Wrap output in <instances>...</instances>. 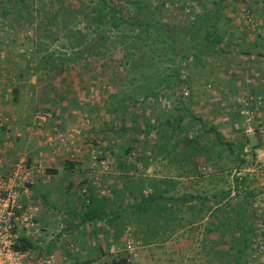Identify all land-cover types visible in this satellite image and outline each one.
<instances>
[{"label": "rangeland", "instance_id": "obj_1", "mask_svg": "<svg viewBox=\"0 0 264 264\" xmlns=\"http://www.w3.org/2000/svg\"><path fill=\"white\" fill-rule=\"evenodd\" d=\"M96 1L0 0V193L10 201L9 233L29 238L31 254L65 263L226 264L229 232L212 227L234 216L242 196L247 259L264 264V0L223 3L229 21L214 48H204L205 28L195 29L218 0H112L150 23L129 39L88 25ZM87 45L92 51L76 56ZM18 97H81L74 107L85 115L55 130L50 144L39 132L51 113L36 107L26 119L27 109L9 110ZM198 146L207 150L196 155ZM160 178L172 181L164 212L175 220H138L134 203ZM221 190L230 200L215 217L205 214ZM89 195L119 218L84 220ZM184 195L207 204L200 211Z\"/></svg>", "mask_w": 264, "mask_h": 264}, {"label": "trees", "instance_id": "obj_2", "mask_svg": "<svg viewBox=\"0 0 264 264\" xmlns=\"http://www.w3.org/2000/svg\"><path fill=\"white\" fill-rule=\"evenodd\" d=\"M226 1L227 0H218L213 11H202V19L199 21V23H196L197 29L195 30L205 28L204 48L219 47L223 42L226 34L225 25L229 21V18L225 17L224 13L220 10V6H222V4ZM202 7H204V5H202ZM87 18L89 22L88 25H91V28L93 30H95L96 28H103V30H108L112 34L121 32L125 34L123 37H127L128 39L133 34L128 33L134 31L136 28L140 27V29L144 32H147L148 28H150V23L145 19H139L138 17H132L130 15H127L126 17L124 13H122L118 5L112 0H97L96 2H94V4L91 5L87 11ZM124 24H128V32L121 31V28L124 26ZM112 34L110 35L112 36ZM110 35L107 33H103L101 40L108 39ZM97 41V37L92 38V44ZM92 49L93 47H91L90 45L81 46L77 49L76 56H85L89 54ZM184 80L186 81V79ZM14 90L16 92L17 88ZM225 144L229 152L233 154L235 152V150L232 149L233 144L230 142L219 143L221 148L224 147ZM206 150L202 146L193 148V151H195L196 155H199L200 151ZM128 152L129 149H126L124 151L125 154ZM170 183H172V181L168 178L154 179V181H152L151 183L152 189L148 193H140V199L136 203H134L135 208L133 209V212L136 213V218L138 220L143 219V214H146L144 219L147 222L153 220L156 223V220H158L159 218L166 220L168 217L169 219L172 218L170 219V222H173L175 220V217H172V213L168 214L164 212L166 211L168 205L167 199H165L164 194L168 190V184ZM229 194V190H221L220 192L213 194V204L215 205L211 207V209H205V214L209 213V215L215 217V211L219 210V205L224 200H230ZM89 199L90 200L88 201V203H85V209L81 213L84 220L95 221L104 219L108 222V224H111L114 219L119 218L117 215L107 217L106 213L104 212V207L100 205L98 201L94 202L92 195H89ZM183 199H185V202L189 200L193 201V203L189 206H193L195 203H198L200 211H202L207 204V202L204 201L202 195H184ZM238 199L241 200V205L233 208V210H235L234 216L230 217V215L227 213L220 218V223L216 225V228L212 227V229L219 231L221 235H226V232H229L227 242L229 243V250L231 252L229 253L230 257L228 261H226V264H249L247 256L249 251V238L251 235V229L250 226L246 224L247 217L242 210L244 198L241 196ZM181 202V204L184 203L183 200H181ZM230 219H235V221L232 226L228 227V222L230 221ZM227 220L229 221L227 222ZM210 223H213V221H210ZM212 229L208 228V232L212 231ZM170 230H172V228H170ZM34 247L35 245H33L31 240L24 235L17 236L14 239V243L12 244L13 249L21 251L30 250ZM86 262L87 261H81L77 264H85ZM112 264H128V262L126 258H118L113 260Z\"/></svg>", "mask_w": 264, "mask_h": 264}, {"label": "crops", "instance_id": "obj_3", "mask_svg": "<svg viewBox=\"0 0 264 264\" xmlns=\"http://www.w3.org/2000/svg\"><path fill=\"white\" fill-rule=\"evenodd\" d=\"M260 40H261V37H260ZM261 41L258 43H254V44L258 45L261 43ZM234 49H235L234 53L238 54L237 51H239V49L236 48V45L234 46ZM243 61H245V60L243 59ZM233 63H234V66H233L234 71H232V72L238 71V70H236L237 68H242L240 66L239 59L235 60ZM246 68H248V65H246ZM69 98L70 97H18V102L15 105L10 106L9 110L10 111L14 110L15 107H17L19 111H25V109H27V111L25 112L26 117H27L26 119H29L31 117V115H32L31 111L32 112L35 111L36 107H38V109L49 111L51 113V117L48 119L49 123H47V126L45 128H41L39 133L46 134L47 139L50 140V144H51L53 142V140L56 139V136H55L56 134H54L55 130L64 129V127L66 126L67 123L74 121V119L78 116V113L83 112V115H85V112L81 111V109H79V107H74L75 106L74 105L75 100L80 101L81 97H75V98L72 97L73 99L68 101ZM25 100H26V102L29 101L27 106H23L24 105L23 103H25ZM29 107H30V110L28 109ZM29 114H31V115H29ZM11 115H13V112ZM82 122H84V121H82ZM87 124H90V123L89 122L87 123V121H86V125ZM32 128L34 131L33 126L29 130H32ZM33 131L31 132L32 134L34 133ZM88 133H90L89 130H88ZM88 133H85V134L82 133V134L87 135ZM66 139H70V138L67 137ZM63 140H65V139H63ZM78 140H80V139H78ZM66 141H68V140H66ZM62 145L65 146V148H68V147L70 148V143H65V144L63 143ZM63 146L62 147L58 146L57 147L58 149H56V150H61V148L64 149ZM72 147H73V145H72ZM54 160L55 159H52L53 162H54ZM53 162H52V167L53 166H54V168L60 167V164H58V163L53 164Z\"/></svg>", "mask_w": 264, "mask_h": 264}, {"label": "built area", "instance_id": "obj_4", "mask_svg": "<svg viewBox=\"0 0 264 264\" xmlns=\"http://www.w3.org/2000/svg\"><path fill=\"white\" fill-rule=\"evenodd\" d=\"M253 101L255 108L262 103L260 96L254 98ZM244 105H246V100ZM240 113L247 121L251 119L252 113L245 107L241 109ZM9 202V199H6L0 193V264H75L57 261L53 255L38 257L31 254L28 250L13 249L12 244L15 237L9 233L11 214V211L7 209Z\"/></svg>", "mask_w": 264, "mask_h": 264}]
</instances>
